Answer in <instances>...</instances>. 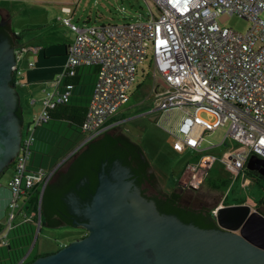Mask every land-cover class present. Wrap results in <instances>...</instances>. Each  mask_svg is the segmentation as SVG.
<instances>
[{"label": "built area", "instance_id": "1", "mask_svg": "<svg viewBox=\"0 0 264 264\" xmlns=\"http://www.w3.org/2000/svg\"><path fill=\"white\" fill-rule=\"evenodd\" d=\"M144 1L148 17L133 22L79 27L70 17L62 19L74 37L67 47L62 72L41 100L42 108L33 120L29 139L21 138L13 175L7 184L11 196L8 220L0 232V247L7 244V234L16 220H30L24 213L27 202L39 187L41 198L58 171L60 164L50 169L30 167L33 134L50 121L51 110L69 103L74 88L71 79L79 69L94 72L92 93L80 128L85 138L61 164L80 147L123 123L115 116L128 101V90L148 54L152 67L148 97L153 105L149 114L156 116V124L180 147L201 155L196 163L185 164L179 180L184 179V189H197L215 164L213 155L204 154L203 144L205 136L220 127L227 126V132L219 145L226 146L227 139L238 145L227 148L220 161L235 179H243V186L250 182L245 177L251 172L247 169L249 159L255 156L264 160V0ZM63 11L70 14L68 8ZM223 13L247 20L249 27L240 33L219 26L216 18ZM36 51L35 47L16 45V63L11 70L14 85L21 84L20 63ZM33 66L32 61L27 63L28 68ZM223 206L229 205L222 200L210 210L215 222ZM38 214L40 199L37 217Z\"/></svg>", "mask_w": 264, "mask_h": 264}, {"label": "rangeland", "instance_id": "2", "mask_svg": "<svg viewBox=\"0 0 264 264\" xmlns=\"http://www.w3.org/2000/svg\"><path fill=\"white\" fill-rule=\"evenodd\" d=\"M64 8H68L70 14L64 12ZM148 15L149 9L144 0H0V24L1 17L3 21L9 20L11 29L17 36V43L26 44L34 43L31 41V31L37 30L47 32L46 34L50 36L45 39L52 40V42L53 40L60 43L71 41L73 33L62 24L64 17H70L72 23L82 27L123 24L137 19H145ZM216 22L221 27L231 28L240 33L245 32L249 27L247 20L227 13L220 14L216 18ZM28 61L27 57H24L20 68H24ZM85 82L86 85H91V79L88 78ZM151 84L152 67L151 57L148 54L143 64L138 67L135 81L128 90V101L115 116V119L123 123L117 127V130H114V132H124L141 149L148 163L150 174L153 176L145 182L150 189L154 193H156L155 191L164 193L178 188L177 192L182 194L180 204L193 209L204 207L212 210L222 200H225L229 206L238 205L244 201L258 209L259 203L264 200V181L251 172H247L245 177L250 182L248 186H243V179L241 177L235 179L231 170L220 161L227 148L238 147L230 139H227L226 146L219 145L226 135L227 126L220 127L205 136L204 154L213 155L216 162L203 176L201 185L197 189L185 191L182 187L184 179L180 181L181 183L179 182L183 168L187 162L196 163L201 155L196 156L191 151L180 147L174 137L159 127L152 119L153 116L149 112L153 109V105L148 97ZM14 87L19 96L22 116L21 138L28 140L29 130L34 129L33 120L40 113L41 100L46 91H42L43 87L39 84L35 86H30V84L14 85ZM53 123L43 126L49 133V140L45 142L46 145L42 142V147H44L45 153L50 152L45 157V160H53L50 168L60 164L58 168L60 172L68 162L74 159L77 153L86 149L87 144L80 147L70 159L61 164L82 144L85 137L77 127L66 123L52 125ZM33 137L36 136L33 134ZM39 157L40 152L38 151V155L34 154L33 157L34 162L38 164L31 167L37 168L40 165ZM12 172L13 168L9 167L0 174V186L7 187ZM28 206H30L29 202H27L24 213L31 218L33 211L31 212L27 208ZM259 212L264 214V208H261ZM7 213L8 210L5 209L4 216L0 217L2 225L7 223ZM16 222L18 221L16 220ZM30 222L33 220L31 219ZM32 224L33 237L27 248L28 251L35 241L30 251L32 255L52 254L73 240L81 238L85 233L83 229L72 226L50 227L44 218L42 220L40 218V221L38 219L36 223Z\"/></svg>", "mask_w": 264, "mask_h": 264}, {"label": "water", "instance_id": "3", "mask_svg": "<svg viewBox=\"0 0 264 264\" xmlns=\"http://www.w3.org/2000/svg\"><path fill=\"white\" fill-rule=\"evenodd\" d=\"M15 63L9 40L1 37L0 174L17 155L21 142L19 96L11 75ZM105 164L83 211L86 221L81 227L86 235L26 264H264V215L257 210L243 204L223 206L218 210L217 228L201 229L161 214L140 189L145 196L155 193L145 182L138 187L120 161H113L108 171ZM247 169L264 178V160L252 156Z\"/></svg>", "mask_w": 264, "mask_h": 264}, {"label": "trees", "instance_id": "4", "mask_svg": "<svg viewBox=\"0 0 264 264\" xmlns=\"http://www.w3.org/2000/svg\"><path fill=\"white\" fill-rule=\"evenodd\" d=\"M86 109L87 107L71 106L69 103L59 105L50 111V121L59 118L61 121L80 129L85 118ZM17 115L21 116L20 108L17 111ZM114 142L115 140L108 132L90 141L86 145V149L77 153L74 157L71 169L66 177L65 184L61 187L56 186V184H48L45 187L40 201L41 220L44 216L49 218V216L58 212V209L62 207L61 196H63L64 192L69 188H74L81 178H86L89 181V189L93 194L97 186L96 170H98L101 161L105 158L108 160H112L114 157L122 160L124 158L123 155L114 147ZM123 163L126 164L125 160H123ZM144 167H146V165H144ZM133 172L138 176V185L142 184L145 181L143 169L140 171L133 170ZM251 173L264 181V178L257 172ZM177 189L178 188H175L170 192H164L160 199H155L156 208L161 214L174 215L183 223H191L201 229L217 228V224L209 209L204 207L193 209L182 206L180 204L182 194L181 192H177ZM187 190L188 189H185V191ZM38 202L39 189L33 192L29 200L30 206L27 207L31 212H35V216L30 218L33 222L27 220L14 224V227L7 234V244L0 247V264H17L27 253V248L33 237L32 223H36L38 220L36 215ZM223 202L224 205H228L225 203V200H223ZM242 203H244V201L239 204ZM262 205H264V201L259 203L257 209L258 211H260ZM2 227L3 225L0 223V232ZM38 257H40V255H32L29 253L23 264L32 262Z\"/></svg>", "mask_w": 264, "mask_h": 264}, {"label": "crops", "instance_id": "5", "mask_svg": "<svg viewBox=\"0 0 264 264\" xmlns=\"http://www.w3.org/2000/svg\"><path fill=\"white\" fill-rule=\"evenodd\" d=\"M31 41H34L33 44H26V43H17L18 46L21 45H28L31 47L37 48V51L35 53H29L26 55L27 61H32L34 63V66L32 68H28L27 65L22 68V77H21V84L20 86H25L26 84H30V86L40 85L42 86V91H49V88L51 90L52 82L53 80L62 72V68L65 62L66 57V50L70 42L67 41L65 43H60L57 41L52 42V40H46L45 38L47 36L46 33L42 30L37 31H31ZM49 32V31H48ZM15 35V34H14ZM74 37V34H73ZM72 37V39H73ZM57 38V37H55ZM15 39H17V36L15 35ZM17 42V40H16ZM91 79V86L86 85L85 81L86 79ZM73 85L75 87L73 88L72 95L69 100V105L71 106H79V107H87L90 99V95L92 93L93 88V82H94V72L92 69H79L77 76L71 80ZM45 84V85H44ZM20 107V104H19ZM42 105L40 107L39 112L41 111ZM22 119V116H21ZM51 122H54L52 125H59V123H66L64 121H61L59 118L56 120H51ZM68 124V123H66ZM47 129L43 127H38L34 131V141L32 145V154L30 159V167L33 165H37L34 160V154L38 155V151L40 152V161L39 166L37 168H43L48 169L52 166L53 160L52 159H46L45 157L49 153H45L44 147H42V142L46 145V141L49 140ZM39 139V141H38ZM16 157V156H15ZM37 159V157H36ZM13 161L9 167H13ZM45 164V165H44ZM44 166V167H42ZM8 167V168H9ZM32 169H35L31 167ZM7 169V168H6ZM59 171H57L58 173ZM13 175V172H12ZM10 176V178L12 177ZM9 178V180H10ZM8 180V181H9ZM10 191L6 187L0 186V217L4 216V211L7 209L9 200H10ZM1 223V220H0ZM2 224V223H1ZM38 255V254H37Z\"/></svg>", "mask_w": 264, "mask_h": 264}, {"label": "flooded vegetation", "instance_id": "6", "mask_svg": "<svg viewBox=\"0 0 264 264\" xmlns=\"http://www.w3.org/2000/svg\"><path fill=\"white\" fill-rule=\"evenodd\" d=\"M1 24H0V38H5L9 40L10 47L14 49L17 45L14 32L11 29L10 21H3V18L1 17ZM12 75V83H13V74ZM118 128H115L111 131H109V135L115 140L114 147L123 155V160H125L126 164L123 163L122 159L119 158H112V160L103 159L100 163V166L98 170H96V174L99 173L101 164L106 161L105 164V171H108V169L111 166V163L115 160H118L124 165L125 167L129 168L130 173L132 174V178L134 183L139 187L137 180L138 176L133 172L140 171L143 169V172L145 174V181H148L153 176L150 174L149 166L144 158L141 149L139 146L135 143H133L124 132L122 131H115ZM73 160L71 162H68L65 167L60 170V172L56 173L55 176L52 178L50 185L56 184V186H63L66 181V177L71 169ZM146 165V167H144ZM143 167V168H142ZM82 181V183H80ZM141 194L148 200H152L155 203V199H160L162 194L160 191H155L154 196H145L144 192L140 189ZM92 195V191L89 189V181L86 178H81L78 183L75 185L74 188H69L66 190L61 196L62 201V207L58 209V212L54 215L44 216L43 218L45 221L53 226H72L73 228L77 229H83L81 226L86 221L83 216V211L85 207L89 204L90 198ZM264 201V200H263ZM264 208V205L261 206ZM84 230V229H83ZM85 231V230H84ZM86 231L82 237L86 235Z\"/></svg>", "mask_w": 264, "mask_h": 264}]
</instances>
